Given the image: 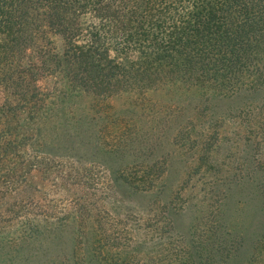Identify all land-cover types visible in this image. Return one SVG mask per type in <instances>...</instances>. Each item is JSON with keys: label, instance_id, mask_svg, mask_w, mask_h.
<instances>
[{"label": "rangeland", "instance_id": "rangeland-1", "mask_svg": "<svg viewBox=\"0 0 264 264\" xmlns=\"http://www.w3.org/2000/svg\"><path fill=\"white\" fill-rule=\"evenodd\" d=\"M39 84L83 138L59 153L33 137L0 165V264H260L264 77L105 99Z\"/></svg>", "mask_w": 264, "mask_h": 264}, {"label": "trees", "instance_id": "trees-1", "mask_svg": "<svg viewBox=\"0 0 264 264\" xmlns=\"http://www.w3.org/2000/svg\"><path fill=\"white\" fill-rule=\"evenodd\" d=\"M260 63L264 0H0V165L33 137L59 153L82 141L84 119L53 122L65 96L42 80L103 99L181 84L223 93L233 78L264 77Z\"/></svg>", "mask_w": 264, "mask_h": 264}]
</instances>
